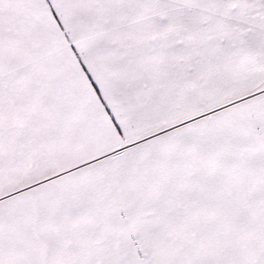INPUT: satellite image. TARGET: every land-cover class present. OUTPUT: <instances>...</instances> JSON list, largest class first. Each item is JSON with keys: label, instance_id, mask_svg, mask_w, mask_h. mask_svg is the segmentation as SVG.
I'll return each mask as SVG.
<instances>
[{"label": "snow or ice", "instance_id": "6c2138e0", "mask_svg": "<svg viewBox=\"0 0 264 264\" xmlns=\"http://www.w3.org/2000/svg\"><path fill=\"white\" fill-rule=\"evenodd\" d=\"M0 264H264V0H0Z\"/></svg>", "mask_w": 264, "mask_h": 264}]
</instances>
